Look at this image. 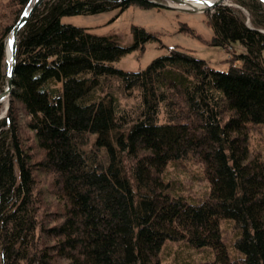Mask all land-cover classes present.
I'll return each instance as SVG.
<instances>
[{"label":"trees","instance_id":"obj_1","mask_svg":"<svg viewBox=\"0 0 264 264\" xmlns=\"http://www.w3.org/2000/svg\"><path fill=\"white\" fill-rule=\"evenodd\" d=\"M29 1L0 0V91ZM132 3L159 8L46 0L19 32L0 120V264H164L175 244L187 252L173 264H264V161L250 149L264 125V3L235 0L251 25L228 5L210 16L227 70L175 49L121 70L113 62L156 37L133 26L122 46L61 21ZM188 166L193 183L180 179Z\"/></svg>","mask_w":264,"mask_h":264},{"label":"rangeland","instance_id":"obj_2","mask_svg":"<svg viewBox=\"0 0 264 264\" xmlns=\"http://www.w3.org/2000/svg\"><path fill=\"white\" fill-rule=\"evenodd\" d=\"M164 3L170 4L168 1H164ZM223 4L240 8L246 19L248 18L247 11L236 4L235 0H226ZM213 11L211 9L204 12H184L169 8H142L132 3L122 12L119 9H113L93 15L63 16L61 21L65 24L88 29L91 33L98 36H116L119 44L122 46L134 44V36L132 35L133 26L142 27L156 37V39L153 38L146 41L143 44V49L142 47L133 48L120 60L113 62L114 67L121 70L134 72L144 70L153 60L166 55L169 50L173 49L188 52L195 58L205 60L218 70H227L230 65L228 61L231 56L230 53L222 46H217L213 43L215 31L212 24L209 23ZM246 23L251 25L249 19L246 20ZM184 25H187L194 34L182 30ZM234 48L237 51L242 50L239 43H236ZM7 106L10 109V105L6 101L0 104V120L8 115L9 109ZM250 149L259 153L264 161V125L251 126ZM185 169L190 170L188 171V175L180 174V179L183 181L187 180L189 183H193V181H196L195 178H199L198 175L200 176V174L198 170L192 169L189 166ZM200 182L194 185L193 191L197 192L203 188V182ZM222 228L224 234L228 236L225 232V221L222 223ZM229 236L233 238L234 235L229 234ZM227 245L231 255H233L234 250L230 245L229 239H227ZM186 252L180 251L175 244L174 252L169 256L165 258V253H163V263L173 264L178 253L183 257L182 253ZM192 253L195 257L199 258L203 255V253L197 252L195 249L192 250Z\"/></svg>","mask_w":264,"mask_h":264},{"label":"water","instance_id":"obj_3","mask_svg":"<svg viewBox=\"0 0 264 264\" xmlns=\"http://www.w3.org/2000/svg\"><path fill=\"white\" fill-rule=\"evenodd\" d=\"M46 0H30L29 4L25 8L24 12L21 15L20 20L17 22V24L12 28L11 32L6 38L5 45L7 50V45L10 43V50L12 55V62L6 61V84L3 91L0 92V104L6 99H9V105H10V99L13 94V88H14V72H15V65H16V53L18 48V38H19V31L20 29L25 25V23L29 20L31 15L45 2ZM110 3H124L129 0H104ZM151 2L153 5L161 7V8H169V9H177L184 12H204L209 11L211 9H214L218 6L224 5L223 3L226 0H214L211 4L206 5L205 8L200 9L194 5L187 4V0H169L172 4H166L164 3V0H147ZM204 2L203 0H201ZM264 3V0H260ZM176 5H181V7L186 6V4L189 6L190 9H180L174 7ZM9 109V106H8Z\"/></svg>","mask_w":264,"mask_h":264},{"label":"bare ground","instance_id":"obj_4","mask_svg":"<svg viewBox=\"0 0 264 264\" xmlns=\"http://www.w3.org/2000/svg\"><path fill=\"white\" fill-rule=\"evenodd\" d=\"M164 1H169V0H164ZM188 2H187V4H191V5H194V6H196V7H198V8H200V9H203V8H205L206 7V5H209V4H211L212 2H213V0H203L204 2H202L201 0H187ZM30 2V1H29ZM29 4V3H28ZM186 4V6H183V7H181V5H176L175 4V6L174 7H176V8H180V9H190L189 8V6ZM43 5V4H42ZM27 7V6H26ZM25 10V9H24ZM38 10V9H37ZM24 12V11H23ZM32 16V15H31ZM21 18V17H20ZM30 19V18H29ZM20 20V19H19ZM18 20V21H19ZM27 23V22H26ZM25 23V24H26ZM17 24V23H16ZM15 24V25H16ZM24 27V26H23ZM22 27V28H23ZM21 28V29H22ZM21 29H20V31H21ZM19 31V32H20ZM5 41H6V39H5ZM5 47H6V45H5ZM5 55H6V61H9V62H12V55H11V50H10V43L7 45V50H6V48H5ZM16 63H17V53H16ZM15 68H16V65H15ZM14 76H15V72H14ZM5 84H6V80H5ZM6 87V86H5ZM4 87V88H5ZM14 89V88H13ZM4 90V89H3ZM3 90H1V91H3ZM0 91V92H1ZM7 102L8 104H9V99L8 98H6L3 102ZM2 102V103H3ZM1 103V104H2ZM10 103H11V101H10ZM6 106V105H5ZM8 107V106H7ZM6 110V109H5ZM5 110H4V112H5ZM2 116V115H1ZM0 196H1V194H0Z\"/></svg>","mask_w":264,"mask_h":264}]
</instances>
